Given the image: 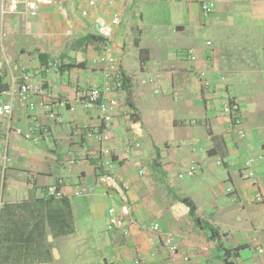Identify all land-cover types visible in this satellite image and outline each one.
I'll return each mask as SVG.
<instances>
[{
	"label": "crops",
	"instance_id": "0c3cea01",
	"mask_svg": "<svg viewBox=\"0 0 264 264\" xmlns=\"http://www.w3.org/2000/svg\"><path fill=\"white\" fill-rule=\"evenodd\" d=\"M86 6V0H59L57 6H42L36 17L12 15L5 22L0 20V101L12 98L13 76L23 82V76L29 75L44 90L42 95L32 96L37 102L34 112L14 98L7 148L0 139L6 200L0 217V264H56L68 247L67 236L78 231V218L86 217L87 228L94 230L96 222H107L108 207L119 204L113 191L98 182L102 144L84 129L85 124L100 127L98 112L81 107L70 111L56 105L57 99L74 102L89 87L100 85L107 70L99 62L104 43L94 41L85 51L73 50L64 34L70 26L73 34L78 28L79 39L97 33L96 14L110 19L113 11L120 14L122 23L114 28L108 50L118 57L120 69L130 79L129 98L137 119H133L127 91H121L111 139L105 145L113 148L116 177L130 186L135 218L138 222L159 221L162 231L141 230L136 224L128 236L109 230L106 244L113 255L105 257L106 264L115 257L129 264L136 254L152 264H170L163 244L167 235L189 256L188 264H225L217 242L195 224L178 196L194 201L198 216L218 228L226 248L243 246L231 258L236 264H264V252L258 251L259 246L264 248V162L252 178L246 176L241 162L245 155L257 153L264 139V0H217L210 13L202 10L200 0H113L112 5L105 3L83 17ZM140 48L147 49V59H141ZM190 50L196 52V59L189 57ZM201 70L208 72L209 82L221 88L217 94L207 90L199 76ZM219 74L225 76L224 81ZM151 75L158 77L160 94L142 83ZM150 93L159 95L155 102L148 99ZM174 93H178L177 99ZM230 97L240 102L245 138L229 127L223 113V103ZM41 102L58 110L63 122L50 120ZM32 120L45 128L37 142L14 131ZM5 126L4 122L1 129ZM136 135H140L141 147L126 156L118 144ZM85 151L84 164L67 163L71 156H82ZM219 156L228 163L217 165ZM193 159L205 162L195 174L206 177L202 195L221 184V196L216 201L205 200L203 212H199L197 193H190V186L179 182L176 187L177 178L183 179L178 173ZM140 169H144L143 175ZM58 178L64 179L75 229L54 236L47 215L54 208L59 210L61 198L48 203L52 198H46L43 190ZM77 183L86 190L82 196L73 195ZM257 190L263 195L260 201L255 198ZM220 219L229 226L227 230L219 227ZM227 236L230 245L224 241Z\"/></svg>",
	"mask_w": 264,
	"mask_h": 264
},
{
	"label": "built area",
	"instance_id": "2783aa9c",
	"mask_svg": "<svg viewBox=\"0 0 264 264\" xmlns=\"http://www.w3.org/2000/svg\"><path fill=\"white\" fill-rule=\"evenodd\" d=\"M87 6L82 9L81 15L88 17L91 10H98L101 5L110 3L112 5L113 0H86ZM217 0H200V5L205 13H210L215 9ZM226 2H236L245 0H225ZM59 0H1L0 2V20L5 22L9 16L21 15L25 17H36L39 14L42 6H57ZM95 20L97 23V33L105 40L104 48L99 55V62L107 65V70L104 72L103 82L100 85L91 86L87 89L85 94L74 102H69L66 99H57L56 105L60 109H69L70 111H76L78 107L85 110H96L100 117V127L92 128L88 124L84 125L86 133L93 137L97 142L102 144L100 153L99 166L101 172L98 175V182L105 188L112 190L113 194L119 200V204H112L107 210V229L119 230L124 236L130 235V228L132 225H137L141 230H148L156 233L162 231V227L159 221H140L138 222L134 216V204L130 199L129 184L123 183L116 177V159L112 152V147L105 145L111 139L110 128L119 109L118 94L124 90V80L119 66L118 57L112 54L108 50V42L112 38L114 28L121 25V16L117 11H113L110 19L105 18L100 14H96ZM73 34V28L67 30V35ZM5 35V32H2ZM211 44V41H207ZM189 57L196 59L197 55L194 50L189 51ZM57 65V62L54 63ZM200 78L203 80L207 90L211 93H216L218 89L215 85L209 82L208 72L201 70L199 72ZM222 81L225 80V76L219 74ZM158 77L151 75L142 80V83L149 84L154 87L157 94L161 93V88L158 85ZM224 89V87H223ZM9 92L12 96L10 100L0 101V139H3L6 148L12 132L11 119L14 110V98H17L20 102L27 104L29 109L34 112L37 108V102L33 100V95H42L44 90L41 86L36 85L29 75L23 76V82H18L15 76L12 77L10 83ZM174 98H178V93L173 94ZM47 117L55 122H63L64 116L50 103L41 102ZM223 113L227 117L229 127H234L240 138L246 137V132L243 128V118L241 116L240 102L235 98H227L223 103ZM6 124L5 129L2 130L3 124ZM191 123H195L196 120H191ZM14 131L23 136L27 140L37 142L41 139L42 133L45 131L44 126L37 120H32L27 127H15ZM140 135H136L132 138H127L118 144L119 149L129 156L132 151L141 147ZM259 150L255 154L245 155L242 159V166L246 172L248 178L255 176L256 168L264 162V139L260 142ZM194 146L192 149H196ZM4 161L8 160L7 149L3 155ZM87 161V151L82 156H71L67 163L69 165H82ZM217 165H225L228 162L223 157L219 156L215 159ZM232 164V162H231ZM205 166L204 161L193 159L186 168L178 173L179 178L190 177L197 174ZM4 169L0 173V217L1 210L6 205L4 198ZM140 175L144 174V169H140ZM44 196L46 198H65L64 193V179L58 178L53 184L47 185L44 190ZM86 193L85 188L81 184H76L73 190L74 196H82ZM255 198L260 201L263 199V195L260 190L255 193ZM163 244L166 248L167 257L170 264H188L190 258L188 255L181 253L179 245L176 243L172 235H167ZM259 252H264L262 246L258 247ZM109 264H126L123 258L115 257L110 259ZM129 264H152L144 257L140 255H134L131 258Z\"/></svg>",
	"mask_w": 264,
	"mask_h": 264
},
{
	"label": "rangeland",
	"instance_id": "374dc122",
	"mask_svg": "<svg viewBox=\"0 0 264 264\" xmlns=\"http://www.w3.org/2000/svg\"><path fill=\"white\" fill-rule=\"evenodd\" d=\"M67 13L69 17L70 11L68 8H67ZM76 17L78 18V14H76ZM138 20L141 25H145L144 24L145 22L142 23L140 18H138ZM150 28H151L150 25H148L147 30H149ZM77 30L78 28L77 29L75 28V33L71 36L64 34V39L67 45L71 49L78 51H85L88 48L87 47L88 44L79 43L80 32ZM158 97L159 95H155L154 93L153 95H151L150 93L148 99L151 102H155L156 100L155 98ZM201 177L202 176L200 175H194L192 177H183V179L177 178V185H176V187L180 186L178 185V183L181 182L182 184H186V186L187 185L190 186L189 188V190L191 191L190 193H197L195 197H197L200 203L199 212H203V210L205 209L206 201H208L209 199L216 201L221 196V190H220L221 184H215L214 191L206 190L207 192L204 195H202L200 189L205 186L206 177L203 178ZM87 220L88 219L86 217L78 218L76 220L78 231L75 234H71L67 236L68 247L65 250V254L63 255V258L57 261L56 264H106L105 257H107L108 255H113L112 250H110L111 248L109 247V245L106 244V242L108 241L107 238L109 234V230L107 229V222L103 221L100 222L99 224H97L98 222H96L95 223L96 228L93 230L92 228L90 229L87 228V223L89 222ZM219 225H220L219 227H221L222 230H227L229 227L221 219ZM234 231L235 229H232L231 233H234ZM225 238H224L225 243L227 245H230L231 237L227 236V238L226 239Z\"/></svg>",
	"mask_w": 264,
	"mask_h": 264
},
{
	"label": "trees",
	"instance_id": "16d2710c",
	"mask_svg": "<svg viewBox=\"0 0 264 264\" xmlns=\"http://www.w3.org/2000/svg\"><path fill=\"white\" fill-rule=\"evenodd\" d=\"M98 42L99 44L105 43V40L102 36H100L98 33H88L82 38L79 39L80 44H88L92 42ZM147 49L146 48H140V57L142 60H145L148 58L147 55ZM123 80H124V90L127 91V101L131 105V108L133 109V102L129 98V92H130V79L127 75L124 74V72L121 70ZM134 110L133 119H137L136 110ZM52 199L48 200V203H51L54 201ZM181 203L185 204L188 209L191 217L193 218L195 224H197L200 227L205 228L209 234L210 238L214 239L217 242V247L220 251L223 252V261L225 264H236L231 258L234 254H236L239 249H241L243 246H237L234 249H228L224 246V242L221 237V232L216 228L214 225H212L208 221L202 220L198 214H197V207L194 201L189 196H178L177 198ZM49 206V204H48ZM47 221L49 228L51 229L54 236L62 235V234H69L74 232V222L73 217L70 210V205L67 199L61 198V205L59 207V210L57 211L55 208L52 210V212L47 215Z\"/></svg>",
	"mask_w": 264,
	"mask_h": 264
}]
</instances>
